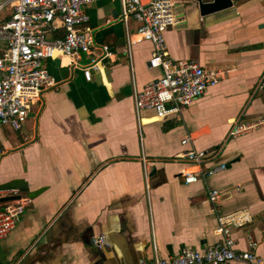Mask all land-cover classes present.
<instances>
[{"label": "crops", "instance_id": "1", "mask_svg": "<svg viewBox=\"0 0 264 264\" xmlns=\"http://www.w3.org/2000/svg\"><path fill=\"white\" fill-rule=\"evenodd\" d=\"M173 1L178 23L165 33L170 57L223 69V79L180 115L138 117L135 90L161 75L149 67L152 44L127 52L139 23L123 16L121 0L85 5L96 45L115 55L89 80L69 57L47 59L56 84L39 116L21 130L3 129L0 185L19 180L22 195L41 192L0 239V264H135L151 260L154 246L165 258L185 246L202 251L220 239L209 188L221 192L220 213L254 214L233 237L238 250L257 242L264 258V126L227 137L236 121L264 119V89L255 90L264 75V0H233L206 15L194 0ZM61 35L58 29L51 36ZM191 147L215 153L204 167L227 168L185 183L192 167L178 155ZM98 235L107 240L102 249L91 242Z\"/></svg>", "mask_w": 264, "mask_h": 264}, {"label": "built area", "instance_id": "2", "mask_svg": "<svg viewBox=\"0 0 264 264\" xmlns=\"http://www.w3.org/2000/svg\"><path fill=\"white\" fill-rule=\"evenodd\" d=\"M94 0H0V158L5 153L2 146V131L5 128L21 130L32 115L37 119L45 92L55 82L45 61L58 55L71 59L70 66L82 70L86 79L93 71H101L105 60L115 55L109 45L97 46L88 26L90 17L84 6ZM123 16L133 17L139 26L127 37V52L132 45L143 41L152 44L149 67L160 69L161 75L134 92L138 117L153 113L159 119L180 115L182 110L206 93L224 77L223 69L205 67L195 60H174L170 57L165 33L177 23L176 6L173 0H121ZM58 29L62 35L52 37ZM99 51L96 53L95 51ZM85 58L86 63L81 60ZM264 89V75L255 86ZM264 126V119L254 122H235L227 137L236 138ZM190 137L182 140L189 143ZM192 167L183 172L184 182L194 183L224 171L221 163L204 167L215 156L210 150L191 147L178 155ZM148 173V170H147ZM220 191L209 188L208 197L213 204L217 220L216 234L220 239L200 251L185 246L173 257L165 258L154 246L151 260L140 259L135 264H264L257 253V242L251 241L248 250H238L233 229L246 228L254 220L247 208L230 213H220L217 201ZM19 195V198L0 204V239L5 238L24 213L30 198L18 188L0 189V198ZM264 223V221H263ZM92 245L104 248V235L92 238Z\"/></svg>", "mask_w": 264, "mask_h": 264}, {"label": "water", "instance_id": "3", "mask_svg": "<svg viewBox=\"0 0 264 264\" xmlns=\"http://www.w3.org/2000/svg\"><path fill=\"white\" fill-rule=\"evenodd\" d=\"M194 1L197 2L200 13L202 15L214 13V12L224 10V9H227L233 6V0H194ZM19 184H21V181L19 180L11 181L9 183L0 185V189L16 188ZM40 192L41 190L33 191V192L28 193L27 196L29 198H32V197H35ZM17 198H19V195L3 197V198H0V202H6V201H10V200L17 199Z\"/></svg>", "mask_w": 264, "mask_h": 264}]
</instances>
